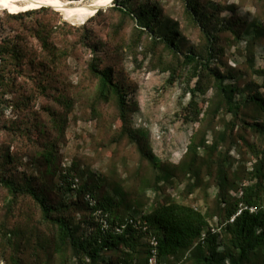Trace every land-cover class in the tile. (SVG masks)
<instances>
[{
    "label": "rangeland",
    "instance_id": "obj_1",
    "mask_svg": "<svg viewBox=\"0 0 264 264\" xmlns=\"http://www.w3.org/2000/svg\"><path fill=\"white\" fill-rule=\"evenodd\" d=\"M196 1L200 25L184 0H130L136 13L156 7L152 31L110 8L85 22L48 7L18 19L10 15L24 12L0 9V43L22 55L18 61L5 55L0 63L6 74L0 88V177L21 184L30 178L57 209L53 217L65 216L82 236L93 224L79 188L99 200L110 196L121 218L142 220L159 205L178 203L210 214L216 228L225 206L220 171L227 172L234 199L240 188L258 182L256 168L264 174V134L251 127L264 125V113L248 100L257 92L264 98V0ZM205 31L215 40L211 70L218 68L225 83L240 90L237 116L212 73H200L185 59L192 53L207 57ZM166 38H174L176 48ZM93 63L112 71L128 104L126 128L143 140L160 169L123 136L117 98H100ZM151 234L159 232L151 228ZM56 237V226L44 221L32 198L0 186V264H77L69 247L57 250ZM130 242L133 252L105 251L99 264H146L147 258L150 264L148 238ZM221 242L226 250L223 234ZM156 264L200 263L186 254L158 255Z\"/></svg>",
    "mask_w": 264,
    "mask_h": 264
},
{
    "label": "trees",
    "instance_id": "obj_2",
    "mask_svg": "<svg viewBox=\"0 0 264 264\" xmlns=\"http://www.w3.org/2000/svg\"><path fill=\"white\" fill-rule=\"evenodd\" d=\"M80 1V0H70ZM186 9L192 19L200 25L202 17L199 14V3L196 0H184ZM114 7L110 10L120 12L126 17L136 20L137 25L152 29V24L156 17V7L144 8L141 13L133 12L130 0H114ZM47 7L27 11L17 15H10V18H24L33 14L47 11ZM100 10L94 17L101 15ZM204 27V26H203ZM206 29V28H204ZM206 32V31H205ZM208 42V53L206 58L188 54L185 56L187 64L194 65L196 70L204 72L209 70L215 79V86L220 96L223 98L229 112L238 115L240 106L235 103V96L240 93L237 86L226 84V77L219 69L211 70V65L215 59V40L206 32ZM169 46L176 48L175 39H165ZM5 55L18 61L21 51L18 47H5L4 42L0 43V63H4ZM91 72L99 80L100 98L108 101L110 96L117 98L119 117L122 123L123 136H129L131 142L135 143L142 157L145 158L155 169H160L161 164L154 156L148 154L142 145V139L128 132L127 124L130 119L128 104L125 94H122L112 78L110 69L99 70L93 63ZM6 81V74L0 69V88ZM248 100L256 108L264 113V98L258 92L249 96ZM255 131L264 134V125L254 123L251 125ZM217 145L215 144L214 148ZM193 147H190V150ZM258 182L253 186L240 188V197L237 199L230 197L229 179L227 172L220 171L218 182L219 199L225 206L221 208L222 219L217 227L210 225L208 218L210 214L202 213L200 210L178 203H164L152 210L151 213L143 216L142 220L131 218V216L121 218L116 212L114 200L108 196L101 200L90 192H84V188L77 189L83 193V206L89 212L90 221L93 224V231L86 236L79 235L78 229L65 217L59 215L54 218L57 211L48 204L46 197L41 195L37 188L33 186L30 178L25 179L21 184L11 178L0 177V186L8 190L13 196L27 195L40 207L43 219L51 222L57 229V250L61 251L69 247L77 264H83V259H89V264H99L102 253L105 251H119L127 248L134 251L131 238L141 235L149 240L150 254L152 256V238L158 240V255L162 257H185L194 258L200 264H264V174L259 168L255 173ZM235 189V188H234ZM233 189V190H234ZM151 228H155L159 234H151ZM115 229L119 230L116 233ZM226 238L225 249L221 243V235ZM132 259V255H129ZM146 259V264H147ZM106 264V262H104ZM128 264V263H127Z\"/></svg>",
    "mask_w": 264,
    "mask_h": 264
},
{
    "label": "bare ground",
    "instance_id": "obj_3",
    "mask_svg": "<svg viewBox=\"0 0 264 264\" xmlns=\"http://www.w3.org/2000/svg\"><path fill=\"white\" fill-rule=\"evenodd\" d=\"M90 3L100 8L109 6L112 0H0V9L14 14L48 7L61 12L67 19L85 22L96 15L95 11L88 7Z\"/></svg>",
    "mask_w": 264,
    "mask_h": 264
},
{
    "label": "built area",
    "instance_id": "obj_4",
    "mask_svg": "<svg viewBox=\"0 0 264 264\" xmlns=\"http://www.w3.org/2000/svg\"><path fill=\"white\" fill-rule=\"evenodd\" d=\"M150 244L152 246V256L150 259V264H156V258L158 256V240L156 238H152Z\"/></svg>",
    "mask_w": 264,
    "mask_h": 264
},
{
    "label": "water",
    "instance_id": "obj_5",
    "mask_svg": "<svg viewBox=\"0 0 264 264\" xmlns=\"http://www.w3.org/2000/svg\"><path fill=\"white\" fill-rule=\"evenodd\" d=\"M73 2H74V1H73ZM113 2H114V0H112V3H110L109 6L100 7V8H97V7H95V5H94L93 3H90V4L88 5V7H89L90 9L94 10V11H95V14H97L100 10H103V9H106V8H110V7H112Z\"/></svg>",
    "mask_w": 264,
    "mask_h": 264
}]
</instances>
